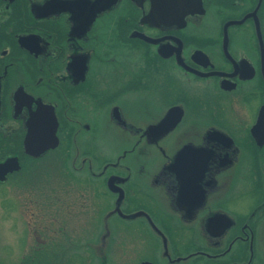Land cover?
<instances>
[{"label":"flooded vegetation","instance_id":"obj_1","mask_svg":"<svg viewBox=\"0 0 264 264\" xmlns=\"http://www.w3.org/2000/svg\"><path fill=\"white\" fill-rule=\"evenodd\" d=\"M261 110L264 0H0V264H264Z\"/></svg>","mask_w":264,"mask_h":264},{"label":"rangeland","instance_id":"obj_2","mask_svg":"<svg viewBox=\"0 0 264 264\" xmlns=\"http://www.w3.org/2000/svg\"><path fill=\"white\" fill-rule=\"evenodd\" d=\"M242 174L244 177V172H242ZM239 183H240V181H239ZM236 184H238V182ZM22 193H24V192H22ZM26 194H28V190H26ZM8 198H9V202L11 205V209H7V212H10L11 216H10V218L7 217L6 220L4 219V221H5L4 227L5 228L12 226V224H13L12 213L15 211V209L17 210L18 207H23L24 205L25 206L28 205V200L26 199L27 196H25V200H24V196L20 192H17V190L11 191L9 193ZM0 234H3V232L0 231ZM18 240H19V237H18V235H15L14 232L7 231V230L4 231L5 258H7L10 261H12V259H14V257H15V251L18 249V244H19ZM58 254H59L58 255L59 259H65L66 258L65 255H62L60 253H58ZM65 264H77V262L75 260H73V261L69 260V262L66 261Z\"/></svg>","mask_w":264,"mask_h":264},{"label":"water","instance_id":"obj_3","mask_svg":"<svg viewBox=\"0 0 264 264\" xmlns=\"http://www.w3.org/2000/svg\"><path fill=\"white\" fill-rule=\"evenodd\" d=\"M264 112H263V110H261V112H260V115H259V119H258V122H257V125H256V127H255V131L256 132H258L260 129H261V136H262V138H259L258 139V137H256L257 138V141H258V144H262V140H263V132H264Z\"/></svg>","mask_w":264,"mask_h":264}]
</instances>
